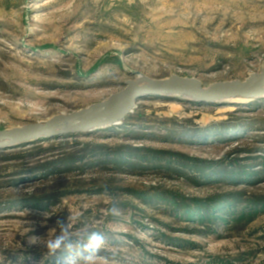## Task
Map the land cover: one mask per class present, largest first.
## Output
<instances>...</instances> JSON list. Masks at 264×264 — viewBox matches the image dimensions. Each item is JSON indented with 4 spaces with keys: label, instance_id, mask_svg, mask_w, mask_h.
<instances>
[{
    "label": "rangeland",
    "instance_id": "rangeland-1",
    "mask_svg": "<svg viewBox=\"0 0 264 264\" xmlns=\"http://www.w3.org/2000/svg\"><path fill=\"white\" fill-rule=\"evenodd\" d=\"M263 65L264 0H0V130L91 107L139 76L180 75L209 87L244 80ZM262 101L249 110L253 100L199 106L187 99L160 96L141 99L137 107L152 122L147 127L158 136L163 134L156 131L158 122L165 119L195 129L236 112L238 118L264 123ZM262 137L264 128L239 141L149 137L145 144L207 162L235 160L257 171L260 161L253 158L264 156V151L243 150L264 148ZM80 142L93 141L82 136ZM75 179H80L81 193L65 198L48 213L46 223L41 222L42 212L0 211V264H61L62 253L45 256L29 239L45 235L57 218L67 217L76 218V234L104 233V254L116 264H209L212 258L230 264H264V215L244 230L204 236L183 231L185 224H177L162 210L145 208L127 197L119 198V216L108 215L99 194L84 192L99 182L162 187L196 197L231 189L216 184L195 187L162 171L137 175L80 172L71 181ZM245 189L264 195V182L241 185L238 190ZM124 202L135 208H123ZM161 232L191 243H167L160 238Z\"/></svg>",
    "mask_w": 264,
    "mask_h": 264
},
{
    "label": "trees",
    "instance_id": "trees-1",
    "mask_svg": "<svg viewBox=\"0 0 264 264\" xmlns=\"http://www.w3.org/2000/svg\"><path fill=\"white\" fill-rule=\"evenodd\" d=\"M160 96H148L154 99ZM263 98L253 100L252 106L262 103ZM199 106H220L222 103H197ZM229 113L228 118L209 126L195 129L174 119L159 121V128L151 132L152 123L137 107L122 124L87 133H73L44 138L10 148L0 149V211L2 209H30L48 211L62 204L67 197L79 195L80 179L75 175L84 173H111L113 175H137L149 171L167 172L178 175L189 185L206 188L220 186L224 190L203 197L189 196L182 192L162 187L130 188L99 182L90 190L99 194L101 185L108 183L119 198L127 197L139 201L143 207L158 208L179 224H185L183 231L204 236L244 230L264 215V195L248 190H238L242 185L251 187L264 182V156H257L260 170L240 166L235 160L207 162L186 154L163 151L146 145L147 138L161 141H202L204 143L239 141L264 128V123L253 118H238ZM159 133V132H158ZM85 136L93 142H80ZM151 138V139H152ZM207 140V141H206ZM260 142V141H259ZM137 143V144H136ZM264 144V137H262ZM248 149L247 153L264 151ZM241 151V150H238ZM242 151V152H243ZM214 184H216L214 186ZM27 186L28 191L24 187ZM19 187L18 192L13 188ZM84 187V186H82ZM133 203V202H131ZM123 208L133 207L124 202ZM160 238L167 243H191L172 238L166 232ZM64 255L63 253L61 254ZM230 264L228 261L212 258L209 264Z\"/></svg>",
    "mask_w": 264,
    "mask_h": 264
},
{
    "label": "water",
    "instance_id": "water-1",
    "mask_svg": "<svg viewBox=\"0 0 264 264\" xmlns=\"http://www.w3.org/2000/svg\"><path fill=\"white\" fill-rule=\"evenodd\" d=\"M148 96L179 97L213 104L248 102L264 98V65L244 80H230L206 87L195 78L171 75L161 79L143 76L128 80L123 89L108 99L72 113L48 120L0 130V149L73 133H87L122 124L134 112L139 100Z\"/></svg>",
    "mask_w": 264,
    "mask_h": 264
},
{
    "label": "clouds",
    "instance_id": "clouds-1",
    "mask_svg": "<svg viewBox=\"0 0 264 264\" xmlns=\"http://www.w3.org/2000/svg\"><path fill=\"white\" fill-rule=\"evenodd\" d=\"M99 195L107 204L106 213L119 216V197L108 183L101 185ZM42 223L51 216L48 211L41 213ZM75 217L57 218L55 226L43 236H32L29 243L40 247L45 256L63 253L61 264H116L114 259L104 254L107 240L104 233L94 230L76 234L73 231Z\"/></svg>",
    "mask_w": 264,
    "mask_h": 264
}]
</instances>
